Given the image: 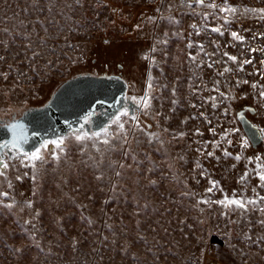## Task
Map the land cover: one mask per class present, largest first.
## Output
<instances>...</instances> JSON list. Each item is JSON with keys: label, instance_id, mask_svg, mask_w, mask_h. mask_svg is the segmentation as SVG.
<instances>
[{"label": "snow or ice", "instance_id": "obj_1", "mask_svg": "<svg viewBox=\"0 0 264 264\" xmlns=\"http://www.w3.org/2000/svg\"><path fill=\"white\" fill-rule=\"evenodd\" d=\"M149 2L155 3V0H149ZM95 3L103 5V0H95ZM257 4L260 6L232 3L231 0H179L177 5L172 0L168 2L160 0L159 6L154 9L155 14L144 17L148 24L156 27L152 30L151 47L141 56L149 66L143 94L123 95L112 103L98 100L97 104L107 105V108L114 109V111L111 113L105 111L103 114L108 117L107 122L98 124L95 128H93V117L97 113L94 110L82 116L78 126H73L71 121H64L69 131L55 138L42 136L39 131L30 132L29 126L23 122L27 112L19 120L15 116L10 120L0 118V247L9 248L12 257L19 260L26 259L28 250L31 248L38 249L45 256H52L56 255L52 252V247L59 248L63 243L59 237H63L67 238V247L72 253L81 251L83 243L86 242V233L74 228L75 234L70 236L66 231L65 222L69 220L72 213L64 215L63 213L67 211V208H64L61 209L60 215L52 216L45 205H56L57 209H60V205L57 200L51 198V194L48 195L47 201L44 199V188L47 183L44 180L47 172L46 166L52 168L55 173L62 163L67 165L73 147L78 149L82 157L81 164L92 170V180L87 181L86 184L77 182L76 187L72 189L75 195L71 196L63 192L62 185L69 183L67 179L61 178V182L57 183L55 188L66 198L65 203L68 206L78 210L80 228L87 225L94 229L97 220L93 219V215L96 214L86 215L85 213L89 205L99 203V214L105 219L101 220L103 228L95 232V235L101 236V244L108 242L114 246L111 250L122 253V261L127 260L128 264H147V257L151 256L155 264L162 259L157 252L153 251V245L149 244L147 234L152 233L153 239L161 232L165 235L170 234V229L165 225L172 223L164 217L165 213L171 216L172 209L164 208L161 212L154 205H150L147 200L143 205L136 200L134 209L127 216L132 222L130 231L126 230L128 225L123 223L124 214H119L120 223L123 225L121 236L128 241L126 244H119L116 238L117 230L109 221L117 216L116 209L112 207L113 203L119 202L117 198L129 192V188L124 187V184L129 181L139 189L149 190H154L159 181L165 179L182 184L184 190L181 191L180 196L192 201L189 205L190 209L196 210L202 216L205 213L211 215L217 209L219 210V217L224 221L223 226L229 230L225 232L229 239H231L232 226H235L239 230L237 236L243 241L258 247L264 246V194H262L264 191V155L257 154L253 157L244 154L253 145L264 143V127L251 123L246 118V112L258 114L257 109L250 106L237 112L235 117L229 121L231 124H236L238 121L243 128L241 126L225 127L221 121L222 117L227 118L232 114V103L238 99L235 90L241 89L242 91V85H250L259 107L264 108V84L260 81L241 78L238 75L246 73L247 76H259L261 80H264V43H258L264 41V32L258 30L259 27H264V0H257ZM77 7L83 9L85 0H63L62 5L61 0H30V4L23 11L27 13L31 8L36 13L35 18L30 21L33 25L31 31H28V25L23 20H20L18 25L23 29L22 31L0 27V65H7L9 69L8 72L0 70V82L9 81L10 72H17L14 78L17 82L10 89H0V94L7 95L9 91L14 92L19 87L20 77L31 79L27 73L19 71L8 63L9 55L11 59L19 62L21 51L12 52L13 47H18L17 38L25 42L23 51L26 58L27 52H31V57L27 58L28 66L31 67L41 57V53L35 50L32 42L35 26L39 25L47 33L48 28L45 24L52 23L54 13L64 16L63 9L75 11ZM177 12L179 18L176 15ZM40 16H44V19H40ZM186 16L191 17L193 22L188 25L190 30L185 35L181 29L183 18ZM245 20L254 21L258 27H244L241 21ZM237 24L240 26L234 29L233 26ZM135 27L138 31L143 30L141 24ZM156 28L160 29L159 34H156ZM171 28L176 30L169 32L167 29ZM245 33L249 35L246 36ZM213 34H215L214 39ZM226 34L228 39L221 44L220 38L225 37ZM37 37L38 46H46V40L40 38L39 33ZM194 37H201V39L196 40ZM176 41L184 42L185 50H195V54L188 51L185 57L191 71V75L186 78V83L191 94L199 100V103L189 102V106L197 111L180 120L179 123L182 126L180 128H173L169 123L173 119L176 107L180 104L178 91L181 88V81L179 77L170 86L168 83H161L152 75L153 68L159 69L161 75H164L161 65L168 63L169 45ZM105 43L109 41L106 40ZM254 43L255 46H253ZM209 46L212 47V51H208ZM69 47L72 46L69 45ZM237 47H239L238 55H232L223 50ZM51 51L55 54L54 49ZM157 54L160 57L159 60L156 58ZM257 62L260 67L256 66ZM51 64L52 62L49 61L45 67ZM249 65L253 71L246 72V66ZM205 68L213 72L211 86L204 80ZM32 70L37 76L40 75L35 68ZM104 78L120 79L107 76ZM203 92L214 94L204 97ZM165 95L169 96V114L163 111ZM247 96L248 93H243L239 98L246 99ZM154 101L159 102V105L154 104ZM201 108L205 111H200ZM208 108L212 111L209 112ZM10 111L11 109L6 110L5 114ZM31 111L33 110H28V112ZM216 112H220V115L217 116ZM147 120L155 123L157 131H152L153 125L147 123ZM190 120L202 121L212 137L209 140H192V144L196 145L195 149H192V144H187V138L190 136L203 138L204 132L199 127L191 132L185 130L183 126L188 125ZM165 124L168 126H164ZM181 142H184V151L192 150L198 154L191 171L198 173L199 178L194 177L196 184H200V178L207 180L209 186L204 189L203 194L193 191L188 186L187 179L181 180L182 174L174 171L176 163L186 161L184 151L175 156L171 152V148ZM234 145L239 147V151L235 154L229 151V148ZM217 152L220 155H217ZM157 154L161 157L163 167L153 159V156ZM229 159L235 163L225 169L226 171L236 169L241 161L245 162L244 171L236 180L240 187L233 189L230 195L225 192L219 180L212 178L213 173L202 162L206 160L219 164L222 160ZM249 165H254V167H249ZM165 171L169 173L168 176L164 175ZM153 176L157 179H153ZM25 179L29 182L28 195L18 186V183L23 184ZM254 179L257 180L255 185L252 184ZM105 189L108 190L106 194ZM96 193H102L106 198L104 196L98 198ZM216 193H220L221 196L217 198ZM77 196L81 199L78 200ZM165 202L176 203L171 197H166ZM150 207L161 217L154 224L147 215ZM179 212L180 208H176V213ZM46 216L51 217V224L59 234V237L47 241V252L42 244V241L50 235L43 226ZM137 217H142V219H137ZM9 218H11V223L9 227H5L9 224ZM196 222L202 225L205 220L198 219ZM176 223L178 226L192 228L186 220H177ZM215 227H220L219 222ZM105 228L112 236L111 241H109V235H103ZM17 234H19L20 241L12 239ZM6 240H11V243H6ZM17 243L20 244L19 247L16 246ZM141 244L145 246V259L143 260L137 252L133 251L134 248L139 249ZM156 244L161 248L164 247L159 240H156ZM117 245L119 246L115 247ZM95 253L97 249L92 248L90 254ZM99 258L103 260L104 256L100 255Z\"/></svg>", "mask_w": 264, "mask_h": 264}, {"label": "rangeland", "instance_id": "obj_2", "mask_svg": "<svg viewBox=\"0 0 264 264\" xmlns=\"http://www.w3.org/2000/svg\"><path fill=\"white\" fill-rule=\"evenodd\" d=\"M168 2V0H166ZM172 2L179 4V0H172ZM232 3L251 4L254 6H260L257 4V0H231ZM63 0H61V5ZM30 4V0H0V27L13 28L16 31H22L19 28V21L23 20L28 25V31L32 30L33 25L30 23L36 16V13L29 8V11L25 13L23 9ZM160 0H155V3L149 2V0H103V5H97L95 0H85V7L83 9L76 8L75 11L69 9H63L65 15L61 16L58 14L53 15L52 23H46L45 27L48 28V32L45 33L39 26H35V32L32 33L33 47L36 51L41 53V57L28 66V59L31 57V52H27V58L23 51V42L21 38H17L16 45L13 47L12 52L21 51L19 62L8 57V63L12 64L14 68L19 71L27 73V76L31 79H25L24 77L19 78V87L15 91H9L7 95L0 94V115L6 113V110L11 109L7 112L9 115L13 111H18L27 106L40 105L44 103L51 92L56 88L62 81L69 78L75 73L79 72H96V73H108L117 74L120 73L124 80L129 84V96L142 95L145 88V81L148 73V62L141 58L142 54L147 51L152 45L153 28L155 25L148 24L144 17L152 16L155 14L154 9L159 6ZM167 15V12H165ZM179 18V13H176ZM68 17H71L70 19ZM40 19H44V16H40ZM191 17H184L182 29L187 34L188 25L192 23ZM244 27H258L254 21L245 20L241 21ZM141 24L143 30H136V25ZM240 25H234V29ZM169 32L175 31L176 29H167ZM259 31L264 32V27H259ZM160 29L156 28V34H159ZM39 33L40 38L46 40V46L40 47L39 40L37 37ZM135 35L134 40H126L124 37L127 35ZM245 35H249L245 33ZM103 36L107 38L109 43H105ZM51 37V38H49ZM212 38H215L213 34ZM196 40H200L201 37H194ZM228 39L227 34L225 37L220 38V43L223 44L224 40ZM207 43V39H205ZM258 43H264L259 41ZM71 45L72 47H69ZM255 46V43L253 44ZM169 60L167 64H162L164 75L162 76L159 69L153 68L152 75L160 80L161 83H168L170 86L172 82L179 77L181 81V88L178 91V97L180 104L176 107V112L173 115V119L169 121L173 128H180V120L188 116L191 113H195L197 110L189 106L191 103H199L196 97H194L188 89L186 78L191 75L189 65L185 60L188 51L195 54V50H185L184 42L176 41L169 45ZM55 50V54H52L51 50ZM228 51L232 55L239 54V47L237 48H226L223 49ZM208 51H212V47H208ZM255 55V54H253ZM178 57V59H176ZM160 59L157 54L156 57ZM51 61L52 64L49 67H45L46 63ZM122 66V67H121ZM257 67H260L257 62ZM219 67V66H218ZM35 68L40 75L37 76L33 72ZM0 70L8 72L7 65H0ZM253 71L252 67L246 66V72ZM125 74V75H124ZM127 75V76H126ZM241 78L249 79L250 81H260L264 84V80H261L259 76H247L246 73L238 74ZM17 76L16 71L10 72V79L6 82H0V89H10L17 81L14 79ZM213 76L212 70L204 69L203 77L206 82L211 86V78ZM233 82H234V78ZM241 89H236V95L238 99L232 103V114L227 118H221V121L225 127L239 126L231 124V121L235 117V110L242 104L249 103L253 104L257 109V113L254 116H250V119L258 124L260 127H264V108L259 107L257 99L254 98L253 91L250 85H242ZM222 90H225L222 88ZM243 93H248L246 99H240L239 97ZM214 93L203 92V96L207 97ZM157 106L159 102L154 101ZM165 114H169L170 102L169 96L165 95L163 100ZM207 108V106H206ZM200 111H205L201 108ZM208 111H212L208 108ZM219 116L220 112H216ZM143 119V118H142ZM147 123L153 125L152 131H157L155 123L152 120H147ZM215 123V120H214ZM164 126H168L165 124ZM185 130L191 132L195 128L199 127L204 132V137L190 136L187 138V144H192V140L196 139H211V134L207 132V126L200 120H190L189 124L183 126ZM219 131V129H218ZM165 139L167 137L165 136ZM235 141V137L233 138ZM184 142L176 144L175 147L171 148L172 155L175 156L177 153L184 151ZM196 145L192 144V149H195ZM227 147V145H225ZM229 151L235 154L239 151L238 145H234L229 148ZM186 161L176 163L174 171L180 176L181 180L187 179L188 186L196 192L201 194L204 193V189L209 185L207 180L200 178V184L195 183V178H199L198 173H193L191 170L194 167V160L197 157V153L192 150L184 151ZM245 156H255L257 154L264 155V143L261 146L253 150L252 147L245 151ZM217 155H220L217 152ZM115 158V157H113ZM82 157L78 153V149L73 147L71 149L70 159L68 164H61L59 169L54 173L52 168H47V172L44 176V180L47 182L44 188V199L47 201L48 195L51 194L53 200H57L60 209H57L56 205L46 204L49 208L52 216H58L61 214V209L67 208L64 215L72 213L69 220L66 221V231L68 234L74 235L73 229L76 228L81 232L86 233L85 243H83L81 251L79 253H72L67 247V238L59 237L58 232L55 231L51 224V217L46 216L43 221L44 228L50 233L49 237L42 241L45 246V252L48 251L49 239L59 237L63 240V243L59 248L52 247V252L56 255L45 256L44 253H40L38 249L31 248L28 250V257L23 260L13 258L9 248L0 247V264H128L127 260H121L123 255L119 251L111 250L114 246L110 243H100L101 236H96L95 232H99L103 228L101 220L105 219L104 216L99 214V203L89 205L86 215H93V219L97 222L94 225V229L84 225L80 228L81 223L78 210L68 206L65 203V197L62 196L59 190L55 188L57 183L61 182V178L67 179L68 184L62 185L63 192L68 193L70 196L75 195L72 189L76 187L77 182L80 184H86L87 181L92 180V170L81 164ZM157 164L163 167L161 157L157 154L153 156ZM204 166L208 168L212 173L213 179L219 180L225 192L229 195L233 189H239L240 185L236 183L237 177L244 171V161H241L236 169L226 171L232 163L235 161L229 159L227 161H221L219 164L215 162L202 161ZM254 167V165H249ZM110 175V174H109ZM165 176H168L167 171L164 172ZM135 179V177H133ZM153 179H157L153 176ZM257 180H252V184L255 185ZM21 191H24L28 195L29 182L25 179L23 184H19ZM124 187L129 188V192L124 193L118 197L119 202L113 203V208L117 211V216H114L109 223H113L117 230V240L119 244H126V241L121 236V229L123 225L120 223L119 214H124V224L128 225V231L132 229V222L128 220L127 216L135 207L134 201L139 200L140 204L143 205L145 200L150 205H154L155 208L163 212L164 208L172 209V215L168 216L164 214L165 219L171 220V224L165 225L170 229V234L165 235L160 233L153 239L152 233H148L149 244L153 245V251L157 252V255L162 257L155 264H264V246H257L250 244V242L243 241L237 236L235 226L231 229V239L225 235L228 229L224 228V221L219 217V210L211 215L205 213L203 216L194 209H190L189 205L192 203L191 200H186L180 196L181 191L184 190L182 184H177L169 179L159 181L157 187L154 190L139 189L135 184L129 181L124 184ZM107 189L104 193H107ZM250 194V189H249ZM264 194V191H262ZM98 198L104 196L102 193H96ZM220 193H216V197L219 198ZM166 197H171L176 203L165 202ZM106 198V196H104ZM77 199H81L77 196ZM86 202V201H85ZM203 207V205H202ZM176 208H180V212L176 213ZM215 208V206H214ZM148 218L154 224L156 220H160L161 217L157 215L152 208L148 209ZM99 217V218H97ZM235 218V216L233 217ZM142 219V217H137ZM198 219H204V224H198ZM177 220H186L188 224L192 225V228H185L183 225L176 223ZM219 222L220 227L216 228V223ZM11 218H9V224L5 227H9ZM14 228V226H12ZM183 230V232L181 231ZM92 233V234H88ZM103 235H109V241L112 240V236L108 230L103 229ZM39 238V236H38ZM13 240L20 241L19 234L12 237ZM156 240L160 241V244L164 245L163 248L156 244ZM22 242V241H21ZM6 243L10 244L11 240H6ZM20 246L19 243L16 245ZM119 245L115 246L118 247ZM92 248L97 249V253L90 254ZM145 246L140 245L139 249H133L137 252L141 260L145 259L144 253ZM167 249V251H165ZM100 255L104 256V259L99 258ZM207 256V258H205ZM111 257V259H109ZM147 264H154L151 256L147 257Z\"/></svg>", "mask_w": 264, "mask_h": 264}, {"label": "water", "instance_id": "obj_3", "mask_svg": "<svg viewBox=\"0 0 264 264\" xmlns=\"http://www.w3.org/2000/svg\"><path fill=\"white\" fill-rule=\"evenodd\" d=\"M124 38L126 40H134L135 35L130 34ZM103 40L106 41L107 38L103 36ZM106 76L119 77L120 79H106L104 78ZM129 88V84L120 73L108 74L105 72L99 74L96 72H79L65 79L54 88L44 103L27 106L18 111H13L9 115H0V118L10 120L15 116L19 120L27 112V116L24 117L23 122L29 126L30 132L39 131L42 136L55 138L57 135H63L69 131L64 121H71L73 122V126H78L80 118L93 110L97 113L93 117V128L98 124L106 123L108 117L103 113L105 111L111 113L114 109L107 108V105H99L96 102L104 100L112 103L123 95L129 96ZM249 106L255 108L252 103L242 104L235 110V115ZM29 109L33 111L28 112ZM254 115L256 113L246 112V118L251 123L254 122L250 119V116ZM241 127L243 128V126ZM261 144L253 145L252 149H258Z\"/></svg>", "mask_w": 264, "mask_h": 264}, {"label": "trees", "instance_id": "obj_4", "mask_svg": "<svg viewBox=\"0 0 264 264\" xmlns=\"http://www.w3.org/2000/svg\"><path fill=\"white\" fill-rule=\"evenodd\" d=\"M125 75V74H124ZM127 76V75H126ZM205 258H207V256L205 257Z\"/></svg>", "mask_w": 264, "mask_h": 264}]
</instances>
